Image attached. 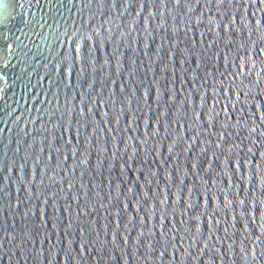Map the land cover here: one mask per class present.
I'll return each instance as SVG.
<instances>
[{
  "label": "water",
  "instance_id": "obj_1",
  "mask_svg": "<svg viewBox=\"0 0 264 264\" xmlns=\"http://www.w3.org/2000/svg\"><path fill=\"white\" fill-rule=\"evenodd\" d=\"M5 3L0 264H264V0Z\"/></svg>",
  "mask_w": 264,
  "mask_h": 264
},
{
  "label": "snow or ice",
  "instance_id": "obj_2",
  "mask_svg": "<svg viewBox=\"0 0 264 264\" xmlns=\"http://www.w3.org/2000/svg\"><path fill=\"white\" fill-rule=\"evenodd\" d=\"M177 3H180L181 0H176ZM259 2V0H258ZM211 3L215 4L216 0H211ZM221 4L227 3V0H220ZM145 9L147 8V4L144 5ZM8 5L5 3V0H0V29H4V31H0V40H4L7 41L12 37V30L9 29L8 23H9V13L7 11ZM231 13H229L230 15ZM217 15H219V13H217ZM249 15H252V13L250 12ZM237 20H239V16L236 17ZM255 23H261V22H255ZM79 38V37H77ZM18 39V37H17ZM87 39L85 38V42H84V46L86 47L87 45ZM264 39V38H262ZM98 44V42H97ZM73 45H75V41H73ZM8 47H10L9 45L5 44V48L7 49ZM19 47V45H18ZM73 51H78V48H76L75 46L73 47ZM239 59V58H237ZM87 62V59L85 57V63ZM237 67H239V64H237ZM242 95V94H241ZM255 131V130H254ZM75 139V137H74ZM20 167H23L22 165ZM39 177V173L37 172V178ZM41 183H43V181H41ZM157 203H159V201H157ZM243 203V201H242ZM159 218V217H157Z\"/></svg>",
  "mask_w": 264,
  "mask_h": 264
}]
</instances>
